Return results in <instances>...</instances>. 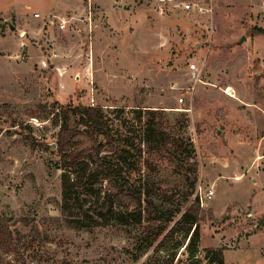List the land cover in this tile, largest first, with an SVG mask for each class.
<instances>
[{"label": "rangeland", "instance_id": "rangeland-1", "mask_svg": "<svg viewBox=\"0 0 264 264\" xmlns=\"http://www.w3.org/2000/svg\"><path fill=\"white\" fill-rule=\"evenodd\" d=\"M181 1L195 0H0V264H206L213 249L224 264H264V0H211L206 15ZM89 106L159 193L214 191L198 201L196 258L181 215L152 248L146 223L66 225L55 144L62 111ZM156 129L193 144L190 164L159 160Z\"/></svg>", "mask_w": 264, "mask_h": 264}, {"label": "trees", "instance_id": "trees-1", "mask_svg": "<svg viewBox=\"0 0 264 264\" xmlns=\"http://www.w3.org/2000/svg\"><path fill=\"white\" fill-rule=\"evenodd\" d=\"M103 110L99 106H89L62 111L63 123L55 144L59 161L55 166L62 172L61 214L64 222L77 229L89 227V221L103 226L124 225L131 221L139 225L146 223L143 246L152 248L173 219L181 215L178 226L186 239L189 238L186 248L190 256L196 258L201 240L198 201L189 203L188 195L182 203H174L171 197L151 186L146 177L138 176L133 168L130 169L127 162L131 152L123 139L113 135ZM151 134L155 135L154 146L159 160L174 163L184 153L187 164L194 159L195 149L191 142L165 136L158 129ZM193 166L198 167L196 162ZM149 168L151 165L147 162L148 171ZM99 183L106 184V188L101 205L93 209L89 207V193ZM117 209L122 211H115ZM5 234V226L0 220V237ZM174 259L169 257L153 264H174ZM224 261L222 249L208 250L204 257L206 264H224ZM193 264L203 262L197 259Z\"/></svg>", "mask_w": 264, "mask_h": 264}, {"label": "built area", "instance_id": "built-area-1", "mask_svg": "<svg viewBox=\"0 0 264 264\" xmlns=\"http://www.w3.org/2000/svg\"><path fill=\"white\" fill-rule=\"evenodd\" d=\"M177 8L181 9L184 13L190 14V13H197V14H212V1L211 0H205V2H202L201 0H195V1H188L183 2L176 5ZM36 18H40V15H35ZM53 20H56L58 22V27L61 31L67 30L68 25L70 21L66 19L65 17H54ZM51 21L52 24H54V21ZM55 21V22H56ZM198 201L199 203H203L204 200H211L214 196L213 190H208L205 194H203L202 189L199 191Z\"/></svg>", "mask_w": 264, "mask_h": 264}, {"label": "crops", "instance_id": "crops-1", "mask_svg": "<svg viewBox=\"0 0 264 264\" xmlns=\"http://www.w3.org/2000/svg\"><path fill=\"white\" fill-rule=\"evenodd\" d=\"M247 216H248V218H250V219H251V218H257L256 215H255L254 213H252V212H251L249 215H247ZM263 216H264V215L261 216L262 219H264ZM258 218H260V217H258Z\"/></svg>", "mask_w": 264, "mask_h": 264}, {"label": "bare ground", "instance_id": "bare-ground-1", "mask_svg": "<svg viewBox=\"0 0 264 264\" xmlns=\"http://www.w3.org/2000/svg\"><path fill=\"white\" fill-rule=\"evenodd\" d=\"M229 95V94H228ZM232 97V96H231Z\"/></svg>", "mask_w": 264, "mask_h": 264}, {"label": "water", "instance_id": "water-1", "mask_svg": "<svg viewBox=\"0 0 264 264\" xmlns=\"http://www.w3.org/2000/svg\"><path fill=\"white\" fill-rule=\"evenodd\" d=\"M13 29V28H12Z\"/></svg>", "mask_w": 264, "mask_h": 264}]
</instances>
